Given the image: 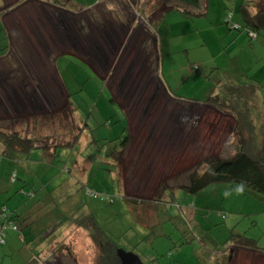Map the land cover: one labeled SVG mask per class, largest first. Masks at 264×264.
I'll list each match as a JSON object with an SVG mask.
<instances>
[{
  "label": "rangeland",
  "instance_id": "rangeland-1",
  "mask_svg": "<svg viewBox=\"0 0 264 264\" xmlns=\"http://www.w3.org/2000/svg\"><path fill=\"white\" fill-rule=\"evenodd\" d=\"M27 1L0 0V10L6 15L5 21L8 27L17 28L18 24L24 27L39 25L37 17L40 16L38 13L41 7L32 0ZM53 1L63 3L67 8L74 9L72 13L83 16V20L80 19L76 25L79 26L81 23L82 25L78 28L83 27V29L79 32L77 27H73V30L77 29L84 36L87 34V38L92 34L97 36L95 32H91L87 18L80 11L91 9L99 0ZM134 1H102L108 6L106 9L110 7L109 10L114 19L117 16L120 17L121 22L116 20L118 25H114L116 36L121 37L125 29L128 26L131 27L124 52L121 57H118L119 59L116 58V62H113L114 66L111 63L110 69L108 68L112 57L110 58L106 53L105 57L108 59H105L104 64L100 62L95 66H99V69L107 74L106 80L110 86H117L118 92H115L112 100L122 108L131 125V136H136V142L130 143L127 149L116 153L114 159L110 156L106 157L113 149L119 152L123 148L121 142L127 136L126 133L123 134L126 123L121 108L110 102L111 96L102 86V80L94 72H89V66L77 55H67L68 52L61 55L62 57L57 60V67L68 85V90L74 94L71 100L74 101L73 104L77 110L72 112L65 107L64 97L55 95L51 91L52 94L44 98L39 96L40 101L37 103L42 102L47 111L36 114V117L41 119L42 116L44 120L50 118L53 126L50 131L59 137L58 140L62 138L63 131L61 130L59 134V129L54 128L59 126L60 129H64V132H69L80 116L88 122L89 128L85 130L77 145L73 143L69 148H61V150L51 147L56 151L55 157L52 154L43 155L37 149L33 150L28 155V159L24 160V164H17L15 168L18 171V181L12 180V177H6L3 170L0 172V186H10L8 191L0 194V209L5 206L8 213L18 205L20 210L27 207L31 220L34 222L28 229H21L16 223L18 230L7 231L5 244H0V264H36L29 253L33 250L41 253L45 247L48 248V254L45 253L48 258L45 260L46 256H41L40 264H48V262L51 264H99L101 242L94 241L87 231L73 225L75 217L79 219L88 212L93 214L96 223L113 241L117 251L132 255L140 264H205L207 254L223 252L231 254L232 259L229 264H264V260L251 255L254 251H264V196L252 192L245 193L239 188H231L229 184L224 183L209 185L196 195L186 194L181 188L173 192L161 191V186L156 185L161 175H155L157 168L153 172L151 169L149 171L150 167H148L155 162L153 157L156 158V155L161 152L162 159L157 164H164L162 168L169 170H171L169 167L171 163L185 162L187 155H190L189 158H195V165L191 166L192 169L189 168V171L174 176L168 173L162 177L167 187L171 185L175 188L184 183L186 172L194 171L195 167L209 154L204 156L197 151L196 144L193 145L194 148L189 144V149L184 146L185 149L182 152L185 154L176 160L175 156L180 155L181 151L175 150L174 154L168 151L167 149L172 148L167 141H165L167 148H159V145L155 144V142H162L157 141L159 136L167 133L168 129L165 126L170 127V116L174 113L172 109H176V105L168 101L166 96H162L161 89L156 86L152 72L156 55L153 58L154 43L148 35L150 33L148 25L152 26L151 23L155 24L158 20L157 32L160 43L162 42L160 48H162L164 59L161 72L166 79L168 76L177 84L173 87V91L177 94H195L199 99L202 96L200 86L196 82L191 85L192 78L204 79L206 76L213 78L212 75L216 71L212 68L216 67L214 64L213 66L207 64L213 61L220 65L227 64V50L235 49V52L241 54L243 45L234 41L235 45L231 46L225 37L222 39L224 40L222 44L216 39L214 29L222 27L228 30L230 23L228 25L221 23L215 28L209 25V17L191 21L176 10L168 11L161 18L160 14L165 7L154 12L156 0L143 2L144 16L147 17L145 21L147 31H144L133 21L135 19L137 23L138 17L141 16L139 5H134ZM209 1L210 7L212 6L209 12L211 20L215 19L214 9H217L215 3H221L225 10L230 9L240 18L239 6L242 5V0H235L234 3L228 0ZM140 4L142 5V0ZM106 9L105 7L102 10L94 11V9L91 13H87V17L95 18L93 21L101 26L109 18L108 14L103 13ZM175 17L178 21L173 20ZM69 22L72 24L71 21ZM69 22L66 21V23ZM141 31L147 35L146 41L142 40V36L139 38ZM242 32L240 35H243L241 36L243 39L252 40L250 48L257 44L251 52H255L256 58H259L258 51L260 47L264 49V38L258 36L257 39H251L245 31ZM237 33L236 31L235 34ZM184 42L189 46H182ZM143 43L147 46L145 52L142 49ZM50 46L53 47L52 43ZM249 47L246 46L247 49ZM66 50L75 52L68 43H66ZM90 51L91 49L87 51L88 55L84 56L85 60L93 66L94 59L90 56ZM129 54L130 58L124 62L122 58ZM158 55L160 57L159 50ZM256 58L253 56V60ZM24 60L25 58L20 61L23 66L26 64ZM190 63H193L196 68L200 66L201 70L193 72L189 66ZM246 64L244 62V66L248 68ZM204 66L207 70H204ZM250 66H254L251 69L252 73L260 70L257 74L263 79V74H260L263 69L261 68L262 60L259 59L258 63L253 62ZM188 73H194V76L189 77ZM125 75L130 77L127 83L129 87L125 86ZM258 82L261 85L257 93L259 107L254 111L253 120L258 136V146H261L259 137L264 134V82ZM211 117L213 118L214 115ZM235 129L233 123L226 146L223 147V153L228 152V156L233 147L231 142L236 137ZM216 149H218L216 145L211 146V157ZM177 163L176 166H179ZM138 166L142 168L138 170L141 173L137 172ZM3 179L4 182H2ZM154 187L156 190L153 189ZM123 195L142 201L162 197L166 212L171 215L181 213L186 228L179 229L182 227L181 222L179 219H174V226L171 222L159 224L156 226V231L160 230L163 234L151 241L147 240L146 236L150 235L149 226L154 224L155 215L147 213L148 215L144 218L141 216L140 219H135L129 204L122 199ZM235 234H242L254 240L256 248L238 245L233 241L236 238ZM186 235L191 237V241L181 245L180 240ZM20 236L25 237V246ZM58 245L62 246L55 251ZM196 251L202 252L200 253L202 256L197 258ZM205 251L207 252L203 255Z\"/></svg>",
  "mask_w": 264,
  "mask_h": 264
},
{
  "label": "crops",
  "instance_id": "crops-1",
  "mask_svg": "<svg viewBox=\"0 0 264 264\" xmlns=\"http://www.w3.org/2000/svg\"><path fill=\"white\" fill-rule=\"evenodd\" d=\"M102 1L103 0H99L97 4H95V6H93L91 9H84L83 11H80L84 13V16L87 18V21L92 30L91 32H95L97 35L95 37L94 34H92L91 36H88V38L87 34H85L84 36V34L79 33L80 30L83 29V27H78L82 24L80 23L79 26H76L79 23L80 19L83 20V16H77L76 14L72 13L74 9L67 8V6L63 3H57L53 0H32L33 3L37 5L39 4V6L41 7L40 12L38 13L40 16L37 17V22L39 23V25H25L26 28L21 24H18L17 28L8 27L5 21L6 15L0 10V128L9 132H19L20 134L25 135L29 138H34V143L37 146L33 150H40L43 155L48 153L49 155L52 154V156L55 157L56 151L53 149H49L47 152L44 151L41 146H38L42 145V143H44V141L47 140L49 136L53 135L50 131L53 127L52 122H50V118L44 120L42 119V116L41 119L39 117H36V114L44 113L47 111V109L43 107L42 102L40 103L41 105L37 103V101H40L39 96L44 98V96L52 94V91L55 95H62L64 97V105L65 107H68V97L74 95L73 92H70L68 90V85L66 84V82H64V78L62 77L61 72L57 67V60L62 57L61 55L66 54V52H68L67 55H77V57H79L81 61L89 66L90 69L87 68L88 71L94 72L96 76H98L99 79L102 80L101 84L107 89L108 94L111 96V98L115 94V92L117 93V86H110L106 80L107 74H105V72H102L99 69V66L95 65L99 64L100 62L104 64L105 59H108L107 57H105V55L108 54L110 58L112 57L108 68L110 69L111 63L114 66L113 62H116V58H118L119 56L121 57L124 52L123 49L126 45L127 39L129 38L127 37V35H129L128 31L131 26H128L127 29H125L126 31L121 37L116 36V33H114V25H118L117 21L121 22L120 17H116L115 15L116 19H114L111 10H109L110 7L109 9H106V7L108 6L105 2ZM135 1L134 5H137ZM215 4L217 5V9H214V11L216 12L214 21L211 20L209 16V12H211L210 8H212V6L210 7L209 0L207 4L206 15L201 18L207 19L209 17V25L215 26L216 28V26L221 25V23L225 24L226 10L223 6H221V3ZM104 7L106 11H104L103 13L108 14L109 18L107 21H104L103 25L100 26L97 22L95 23V21H93V19L95 20V18L91 19L87 17V13H91V11H93L94 9V11L99 9L102 10V8ZM188 19L191 21L196 20L190 18ZM67 20L68 22L71 21L72 24L70 22L66 23ZM146 20L147 17H145L144 14L141 13V16L138 17V22L136 23L135 19L133 21L137 26H140V28L142 27L144 31H147V25L145 23ZM173 20L178 21V18L175 17ZM233 21L238 26L241 25V18L237 17V14L235 15L234 13ZM151 24L152 26L148 25L150 27V33H148V35L152 38L154 43V50L152 53L153 58L154 55H156V57L154 58L155 60L152 58L154 60L153 64L155 65L152 71L154 74V80L156 82V86H158V89H161L162 96H166L168 101L170 100L172 103H174V105H176L177 109H172V112L174 113L170 116V127L167 128L165 126V128L168 129L167 133L164 136H159L157 140L162 142H155V144H158L159 148H167L165 147V145L167 144L165 141H167L171 144L170 146L172 148L171 150L167 149L168 151L173 154L175 153V150L179 152L181 151L180 155L175 156L176 160H179L182 155L185 154L182 151L185 149L184 146L189 149V144H191L192 147L194 144H196L198 148L197 151H199V153L204 156L209 153L208 156H205L206 158L204 157L202 161H205L212 157H221L225 159L231 157L233 155V149H231V154L229 156L228 152L223 153L227 139L223 141L222 138L224 137V133L227 131V128H230V131L232 130L234 119L228 114L219 112L214 107L207 104L206 101L211 95L217 94L219 91V86L225 83L243 84L249 79L255 80L257 82H264V49L260 47V51H258L260 53V55L258 56L259 58H256L257 55L255 54V52L252 53L251 51L252 49H255L257 44H255L253 48H250L249 46L252 44V40L250 41L249 39V41H247L246 38L243 39V37H241L243 35H240V32L242 31L238 32L236 35V31L231 30L230 28H228V30L222 27H217L216 29H214L215 37H217L216 39H218L221 44L224 41L222 40L224 37L227 40V43H230L231 46H234L235 44H233V42L237 41L238 44L243 45L241 46V50L243 51V53L238 54L234 51L235 49L227 50V64L220 65L217 64L216 61L207 64L211 66H213L214 64L216 67L212 68V70L216 71L212 75L213 78L208 76H206L204 79L202 77H198L196 79L192 78L193 81H191L190 84L192 85L196 82L198 86H200L199 90L202 96H200L201 98L199 99L196 98L195 94H181L179 92V94H177L173 91V87H176L177 84L173 82L172 78H168V76L166 79L161 72V66L164 62V59L161 50L162 48H160L162 47V42L160 43V36L157 32L158 20L155 22V24ZM73 27H77L79 32L77 31V29L73 30ZM141 36L142 40L146 41L147 35L145 34V32H142L139 38ZM240 37L243 41L240 39ZM51 43L53 47L50 46ZM66 43L71 44L75 52H73L72 50L67 51ZM140 43L142 42L140 41ZM182 46L187 47L189 46V44L184 42ZM246 46L249 47V49H247ZM146 48V44L143 43L142 49L144 50V52ZM89 49H91L90 56H92L94 59L93 66L90 65V62L85 60V56L88 55L87 51L89 52ZM158 50L160 52V57L158 55ZM253 56L256 58V60H253ZM23 58H25L24 63H26L27 65L25 64L23 66L20 63ZM129 58L130 54L127 55V57H123L122 59L125 62ZM241 58H243V60H240ZM259 59H261L263 62V66L261 67L263 69L260 73L263 74V79H261L257 74L260 72V70H255L253 73L251 71V69L254 67L250 66L251 63H258ZM244 62L247 63L246 65H248V68L244 66ZM189 66L193 70V72L195 70H201L200 66L196 68L193 63H190ZM205 67L206 66H204V70H207ZM142 76L145 75L142 74ZM188 76L193 77L194 73H188ZM195 76H197V74ZM112 77L113 76H111V78ZM125 86L129 87L128 84ZM179 90L180 89H178V91ZM171 98H176L177 100L173 99L172 101ZM113 103L115 105H118L114 101ZM118 107L120 106L118 105ZM121 111L125 120L124 122L126 123V127L123 128V134L126 133L127 135V143L125 144V146H123L122 149L119 150V152L127 149V145H129L130 143L136 142V136H131V125L122 108ZM211 115H214V117L212 118ZM82 120L83 117H78L77 124L82 123ZM54 129H59V134H61V130L63 131V133H65L64 129H60L59 126ZM259 140L261 141V144L264 145V134H261ZM212 145H216L218 149H216L214 155L211 157L210 153ZM33 150H31L27 155L0 157V172L3 170V173L7 175L6 177H11V175L15 173L16 178L14 181H18V171L15 168L17 164H24V160L28 159V155ZM113 150L116 151L115 149ZM166 154H168V152H166ZM162 155L163 154L161 152L156 155V158L153 157V160L155 162L151 163L148 166L150 167L149 171L151 169L154 172L157 168V173L155 175H161V178L157 180L156 185L159 184L161 186V191L171 190V188L173 191H175L176 189H178V187L174 188L171 187V185L167 187L165 184L166 181L164 182V178L162 177L168 173H171L170 175L174 176L179 175L185 171H189L190 169H192L191 166L195 165V158H189L190 155H187L188 157L186 158L187 160L185 159V162H176L179 166H176L175 162L174 164L171 163L169 165L171 170H169L167 168H162L164 164H157L160 163ZM173 157L174 156H172V158ZM183 159L184 158H182V160ZM140 169L142 168L138 166V173H141V171H138ZM2 182H4V179L2 180ZM9 189L10 186H0V194L5 193ZM153 189L156 190V187H154ZM6 234L8 233L6 232ZM20 240L25 246V237L20 236ZM49 244H47V246ZM37 248L39 249L38 244ZM47 251L48 248L45 247L41 253H36L33 250V252L29 254H31L32 260L36 264H40L42 263L40 262L42 258L41 256H46L45 260L46 258H48ZM220 255H227V263H230V260L232 259L231 254L223 252ZM251 255L253 257L264 260L263 250L254 251ZM48 264L51 263L48 262Z\"/></svg>",
  "mask_w": 264,
  "mask_h": 264
},
{
  "label": "trees",
  "instance_id": "trees-1",
  "mask_svg": "<svg viewBox=\"0 0 264 264\" xmlns=\"http://www.w3.org/2000/svg\"><path fill=\"white\" fill-rule=\"evenodd\" d=\"M228 1L234 3L235 0ZM143 2L145 1L142 0V5H140L141 0H136V3L140 5V8L138 6L140 13L144 14ZM156 4L154 12L161 7H165V10L160 14L161 18L168 11L176 10L185 17L197 19L206 15L208 0H156ZM239 7L241 25L238 26L233 22V13L230 9L226 10L225 16L227 17L228 12H231V19L225 20V24L228 25L230 23L229 28L231 30L237 32L245 31L250 35L251 39H257L258 36L264 38V0H242V5ZM233 26L236 28H233ZM251 34L253 37H251ZM260 86V83L252 79L243 84L225 83L219 86L217 94L211 95L208 98L207 104L219 112L230 115L234 119L236 137L232 141L233 155L226 159L221 157L209 158L199 163L194 171L184 175L186 179H184L183 184H179L178 188L183 189L186 194L196 195L209 185L224 183L229 184L231 188H239L245 193L252 192L256 195L264 196V145L258 146V136L253 120L254 111L259 107L257 93ZM110 99V102L113 103L112 98ZM73 102L71 96H69L68 108L72 112L75 109L77 110ZM72 128L71 131L63 133L60 140L55 135L49 136L40 145L41 148L48 152L49 149H52L51 147L64 149L69 148L73 143L77 145L89 126L87 121L83 119L82 123H75ZM126 143L127 136L121 144L125 146ZM36 146L34 138H29L19 132H9L0 128V157L27 155ZM116 153L117 151L113 150L106 157L110 156L114 159ZM11 177L14 180L16 174L13 173ZM170 191L173 192L172 188ZM122 199L129 204L135 219H140L141 216L144 218L148 215L147 213L155 215L154 224L149 226L150 235L146 236L149 241L163 234L160 230L156 231V226H159V224L171 222L173 225V223L175 224L174 219H179L182 225L179 229L186 228L181 213L180 215H171L166 212V208H163L165 203L162 197L142 201L123 195ZM2 209L5 210V216L0 222L12 223L17 227V230L18 226L16 223L20 225L21 229H28L33 226L34 222L31 220L27 207L24 210H20V205H18L8 213V210L4 207L0 209V214L2 213ZM73 225L87 231L94 241L101 242L99 245L101 246L99 264H121L113 241L102 231L91 212L82 215L79 219L75 217ZM235 235L236 238L233 241L238 245L256 248L254 240L242 234ZM189 241H191V237L186 235L184 238H181L180 244H187ZM60 246L58 245L55 251H58ZM206 252H203V255ZM198 253V251L195 252L197 258L202 256H200L202 252ZM227 260V255L210 253L206 256L205 264H228Z\"/></svg>",
  "mask_w": 264,
  "mask_h": 264
},
{
  "label": "water",
  "instance_id": "water-1",
  "mask_svg": "<svg viewBox=\"0 0 264 264\" xmlns=\"http://www.w3.org/2000/svg\"><path fill=\"white\" fill-rule=\"evenodd\" d=\"M131 69H132V67H131ZM129 80H130V77L125 75V80H124L125 85H127ZM117 92H118V90H117ZM120 92H122V91H120ZM230 133H231L230 128H227V131L224 133V137L222 138V140L225 141L229 137ZM117 254L119 256L121 264H140L139 261L135 257H133L132 255L125 254V253H122L119 251H117Z\"/></svg>",
  "mask_w": 264,
  "mask_h": 264
},
{
  "label": "built area",
  "instance_id": "built-area-1",
  "mask_svg": "<svg viewBox=\"0 0 264 264\" xmlns=\"http://www.w3.org/2000/svg\"><path fill=\"white\" fill-rule=\"evenodd\" d=\"M231 12H228V15L226 17V20H230L231 19ZM235 26H233L234 28ZM236 28V27H235ZM251 37H253V35L251 34ZM94 197H97L96 195H94ZM5 210L2 209V213L0 214V220H2L5 216ZM8 230H13L16 231L17 227L15 225H13L12 223H7V222H0V244L3 245L5 244V232Z\"/></svg>",
  "mask_w": 264,
  "mask_h": 264
}]
</instances>
